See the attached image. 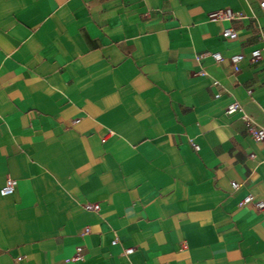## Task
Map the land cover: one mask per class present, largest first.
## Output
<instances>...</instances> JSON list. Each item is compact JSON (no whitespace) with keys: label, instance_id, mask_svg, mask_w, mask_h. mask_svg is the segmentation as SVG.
Masks as SVG:
<instances>
[{"label":"crops","instance_id":"0c3cea01","mask_svg":"<svg viewBox=\"0 0 264 264\" xmlns=\"http://www.w3.org/2000/svg\"><path fill=\"white\" fill-rule=\"evenodd\" d=\"M262 2L0 0V264H264Z\"/></svg>","mask_w":264,"mask_h":264},{"label":"built area","instance_id":"2783aa9c","mask_svg":"<svg viewBox=\"0 0 264 264\" xmlns=\"http://www.w3.org/2000/svg\"><path fill=\"white\" fill-rule=\"evenodd\" d=\"M261 6L264 7V2L261 3ZM241 16V13L239 12H233L231 9H222V10H217L209 14V18L211 20H219V21H226V20H234L237 19ZM222 36L225 38L233 39L236 37V32L231 29L227 28L224 29L222 32ZM212 57L215 61L221 60V55L219 53H213ZM264 57V45L260 49H255L251 51L250 53V59L251 60H258L260 58ZM245 58V55L239 54V55H234L229 58L230 63L235 67L236 63L243 60ZM241 111V105L238 102H233L230 103L227 108H226V113L228 115H233L237 112ZM246 121V126L248 132L253 136V138L257 141H262L264 142V128L257 127L255 123L251 121L249 118H245ZM77 122V119L68 121V123H75ZM192 146L194 148H197L196 145L192 143ZM16 186V180L12 178H6L4 186L0 189V195L1 196H8L14 193V189ZM231 186L233 188H236L238 185L235 182L231 183ZM241 204H253L255 207L258 209L263 208L264 204L262 201H255L254 198L251 195H247L244 197L242 200ZM83 207L86 210H91V211H98L99 210V205L97 203H85ZM88 230L85 229V232ZM115 243V241H113ZM126 254H130L133 252V248H128L125 249L124 251ZM82 254H81V247L76 248L72 260L77 261L82 259Z\"/></svg>","mask_w":264,"mask_h":264}]
</instances>
